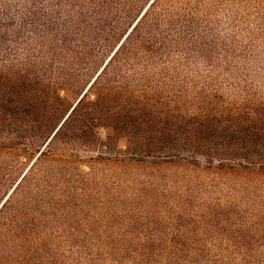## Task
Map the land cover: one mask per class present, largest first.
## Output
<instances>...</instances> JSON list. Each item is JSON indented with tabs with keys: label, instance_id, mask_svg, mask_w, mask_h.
Here are the masks:
<instances>
[{
	"label": "trees",
	"instance_id": "16d2710c",
	"mask_svg": "<svg viewBox=\"0 0 264 264\" xmlns=\"http://www.w3.org/2000/svg\"><path fill=\"white\" fill-rule=\"evenodd\" d=\"M112 1L0 0V156L16 159L5 172L11 189L0 194V264H34L35 246L49 241L59 211L75 208L73 195L84 197L88 177L106 169L183 161L199 167L203 156L207 168L219 158L217 169L264 175V162L257 167L252 160L264 158V100L225 115L192 109L160 89V69L169 77L171 67L207 52L196 17L207 0H150L123 21ZM99 42L112 49L100 66L92 53ZM84 65L89 81L80 75ZM242 116L248 131L237 148L210 145L232 137L227 127ZM255 122L263 127H251ZM56 232L70 239L94 233Z\"/></svg>",
	"mask_w": 264,
	"mask_h": 264
},
{
	"label": "rangeland",
	"instance_id": "374dc122",
	"mask_svg": "<svg viewBox=\"0 0 264 264\" xmlns=\"http://www.w3.org/2000/svg\"><path fill=\"white\" fill-rule=\"evenodd\" d=\"M149 1L113 0L111 6L122 21L129 15L133 20ZM196 17L203 21L207 52L171 67L169 77L160 69L164 94L182 96L192 109H219L225 115L264 100V0H207ZM111 51L99 42L92 49L95 62L100 66ZM83 68L80 75L89 81L93 74L87 76ZM247 127L244 116L237 118L227 127L233 128L232 137L211 139L210 145L237 148ZM252 160L257 167L264 162ZM15 161L0 156V194L11 189L5 172ZM198 161L199 167L184 161L134 164L128 172L106 169L89 176L92 185L84 197L75 193V208L59 211L49 241L35 246L34 264H116V259L122 264H264V175L236 166L240 160L233 163L235 170L217 169L219 158L211 168L203 156ZM25 167L13 168L9 178ZM58 228L70 236L88 228L94 233L70 239Z\"/></svg>",
	"mask_w": 264,
	"mask_h": 264
}]
</instances>
